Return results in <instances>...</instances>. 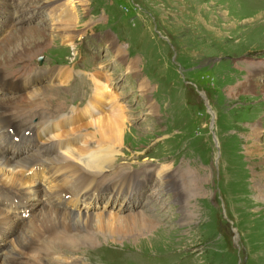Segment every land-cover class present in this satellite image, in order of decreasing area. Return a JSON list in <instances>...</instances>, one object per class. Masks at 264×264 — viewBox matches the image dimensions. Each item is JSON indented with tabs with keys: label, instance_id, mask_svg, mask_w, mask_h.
<instances>
[{
	"label": "rangeland",
	"instance_id": "obj_1",
	"mask_svg": "<svg viewBox=\"0 0 264 264\" xmlns=\"http://www.w3.org/2000/svg\"><path fill=\"white\" fill-rule=\"evenodd\" d=\"M53 1L16 0L14 4L0 0V46L16 34V26L11 28L16 24L14 12L24 11L19 27L40 33L15 35L19 38L6 55L22 42L31 56L27 66L19 61L0 63L8 79L17 77L14 86L21 88L24 77L34 81L40 70L47 77L50 69L60 70L59 85H28L26 94L19 96L18 91L5 88L0 101L13 97L21 103L35 101L32 107L44 115L48 101L49 110L69 116V105L82 107L93 94L97 98L98 90L104 93L107 86L110 95L112 82L116 91L108 98L121 104L118 109L110 112L111 102L106 112L86 124L77 121L71 126L64 121L60 127L68 125L67 137L72 138L70 143L78 140L79 146L74 147L78 150L89 153L97 151L94 143H108L115 153L114 167L106 169L103 164L105 179L123 171L125 178L119 180L134 181L146 196L120 207L123 191L115 188L120 191L117 195L112 188L115 202L107 206V202H91L94 217L141 216L131 214L143 211L154 178L163 174L173 179L160 197L164 206L154 213L157 223L152 232L153 226L126 223V219L121 230L112 234L111 229L100 230L94 224L70 223L62 227L73 235L72 239L62 237L70 243L59 239L58 232L64 233L60 229L47 235L39 249L27 250V257L32 260L42 247H49L54 252L43 264H76L75 260L80 264H264V201L254 191L264 173V0H60L47 10H25ZM67 24L70 33L61 36ZM3 54L0 51V60ZM39 58L41 66H37ZM130 63L134 71L124 66ZM69 70L75 71L72 78L65 72ZM41 80L47 84L44 77ZM245 81L253 84L246 93L238 88ZM23 86L25 92L28 87ZM107 117L120 128L122 143L101 142L95 135L99 129L95 122ZM252 127L261 131L259 140L250 139ZM50 138L39 140L38 145ZM250 146L256 155L250 153ZM39 167L23 178L34 183L40 170L45 176ZM19 169L14 172L19 174ZM98 178L103 179L102 173ZM168 196L170 202H166ZM26 201L7 205L9 216L16 223L20 220V225L7 223L1 231L0 264L6 263L3 256L10 250L20 252L18 236L29 237L37 225L41 231L32 220L43 209L32 212L33 206ZM74 208L77 212L80 206ZM57 222L54 219L48 228L64 225Z\"/></svg>",
	"mask_w": 264,
	"mask_h": 264
},
{
	"label": "bare ground",
	"instance_id": "obj_2",
	"mask_svg": "<svg viewBox=\"0 0 264 264\" xmlns=\"http://www.w3.org/2000/svg\"><path fill=\"white\" fill-rule=\"evenodd\" d=\"M9 1H11V0H4V2H9ZM12 1L14 4H17L16 0H12ZM23 1H25V0H23ZM59 1L60 0H55L47 6L38 5V6H35L34 8L30 7L31 6L30 5L25 10H27V12L29 9H35L36 10L38 8H44L45 10H47V8H51L52 6H54ZM6 13L10 14L11 11L8 10V12H6ZM23 14H24L23 10L13 13L12 20L15 21L16 24L13 25L11 28L14 29V27L16 26V28H15L16 30L14 29L16 34L13 35V33H12L10 35L11 37L9 36L8 39H5L3 44L0 46L1 53H5L1 56V60H0L1 64L4 63V65H5V63H7V62L12 63L14 61L15 62L19 61L21 64L24 63L25 66H27L26 59L29 58V56H31V55H29L30 54V48H28L26 45L25 46L22 45V42L20 43L18 48L13 49V50L11 49L10 54L8 56L6 55V51H8V49H10L12 46H14V42L17 41V39L19 38L18 36H15V35H19L20 33L25 34L26 32L27 33L29 32L30 35L40 36L39 35L40 33H38V31H36L37 29L27 31V30H25V28L19 27L18 22H20V20L25 19L23 17ZM62 15H66V13H63ZM252 18L253 17L251 16V19ZM249 21H251V20H249ZM62 28H63V30H62L61 36H66L70 33L68 28H71V25L67 24V25L63 26ZM69 38L70 37H68L67 39H69ZM27 39H28V37H27ZM23 44H24V42H23ZM30 47H32V46L30 45ZM117 52H118V50H117ZM118 53L121 57L122 56L121 53L120 52H118ZM122 62L124 63V60H122ZM124 66H127L128 71H134L135 70V65H132L131 63L129 65L124 64ZM23 69H25V68H23ZM4 72H5L4 68L1 67V65H0V80L8 79V76L5 75ZM16 73L17 72L13 73L12 76ZM12 76H10V77H12ZM68 77H70V76L68 75ZM107 77L105 78L107 81L111 80L110 77H108V78ZM97 84H99V83H97ZM252 85L253 84H250V83L245 81V83H243L242 85L240 84V86L238 88L244 89V92L246 93V91H251ZM25 86H26V88L28 87L27 82L25 83ZM29 88L30 87H28L25 92H24V90L22 92H18L17 95L19 96V95L26 94V92L29 90ZM95 89L97 91L98 87ZM101 89H103V88L101 87ZM231 91H232V89L228 90L229 93H231ZM104 93L98 90L97 98L95 100L99 102L100 98L103 97ZM19 100L16 97H13V98H7L6 101H4V100L0 101V136L6 134L7 129L10 127L11 122L15 121L16 119H24L25 117L29 116L32 113L33 110L28 111V110H26V108H22L21 106H27V105L32 106L36 102L35 101H31V102L27 101V102L21 103ZM95 110H96L95 104H93V106H92V104H90V105H88V109L86 110V113H88L90 115ZM122 110H124V109H122ZM11 111H13V112H11ZM48 112H55V111L52 108ZM59 112L60 111L57 109V113H59ZM36 116H37V119L40 118V116L43 119L45 115L41 111H36ZM50 121H55V120H50ZM95 124L98 125V128H99V129L97 128L98 131L95 135H97L99 137L101 142L114 141L117 144L122 143L121 130L118 127V125L115 124V120H113L111 117L101 119V120L95 122ZM34 126L40 130H44L43 129L44 128L43 122L39 123V124H35ZM257 127H259V125ZM31 129H32V125L25 127V130H31ZM251 129H254V130H252L254 132H253L250 139L251 140H253V139L259 140L260 134H262L261 131H256L255 127H252ZM18 133L20 135V129H19ZM47 133L52 134L53 135L52 138L49 137L50 139L44 141L43 143H39L38 147H45L49 143H53L55 140H59V138H60L59 136H66L67 137L69 135V134H66L67 133L66 131L61 132L60 131V124H57V123L50 126L49 129H47ZM13 136H18V135L15 134ZM92 139L93 138H91V140ZM76 141L78 142V140H76ZM70 142H71L70 140H66L63 143V145H61L60 149L57 151L58 152L57 155H58L59 162H67V167L65 168L66 172H68L69 174H74V175L79 174L81 176V179L79 181V187L82 185H85V183H90V182L93 183L94 180L101 173H102L103 179H98V183L101 185H104V186H108V183H107L108 181L118 182L119 179L125 178L123 176V175H125V174H123L124 172L122 171L123 172L122 173V172L118 171L117 174L115 173L114 178L105 179V176H104L106 173L105 170L106 169H112L114 167L112 165V163H113V154H115V153H113V151L111 149L112 147L108 143H103V144L94 143V147L97 149V151H91V152L87 153L84 149L78 150L74 147L70 148L68 146L71 144ZM257 143H258V141H257ZM252 148H254V146L249 147L250 153L256 155L257 154L256 151ZM20 156L21 157H17V158L12 159L10 156L5 155L2 152V150L0 149V184L4 185V186L13 187L12 190L17 191L21 197H23L24 199H26L29 202V205L33 206L32 212L35 211L36 208L43 209V210H41L42 212L39 214V216L37 218L35 217V219L32 220V221L35 220L33 226H35L36 224H39V228L41 231L39 232V230H37V227H38V225H37L36 231L32 230V235H30L29 237L26 235H23V237L18 236V238H16L17 239L16 243H18L17 245L20 248V252H14V250H10L6 256H3V261L6 262L5 264H43L45 258L47 256L53 254L54 250L49 249V247H46V248L42 247L39 250V256L30 260L27 257L29 255H26L25 252H27V250L33 252L34 251L33 246L39 244V242L34 243L31 238L35 237L36 239L40 240L42 237H46L47 235L49 236L52 233L55 234L57 232V230L64 229L62 227L65 225H69L70 223H73L74 225L75 224L78 225L79 223H81V224L86 223L87 225L88 224H94L100 230H103V228H104V230L106 229V231L109 232L108 229H111V234H112L115 230H121V227L124 224L123 219H126V221H125L126 223L129 221H131V222L137 221V222H142L144 224H147L148 226H153L150 230L152 232V230L155 228L154 227L155 223H157V219H156V216L154 215V213H155V211L161 212L163 209V206H164L163 201L160 200V197L162 194L166 193V188L170 182V179H173L171 176H163V174H158L154 178V181L152 183L153 189L147 195L146 200L143 202V211L139 212V213H132L131 214V215L139 214L141 216H136V217H131V216L127 217L126 216L127 218L118 217V216H114V217L113 216H110V217L107 216L105 218L104 216H102L100 214L99 216L94 217L93 216L94 214L92 213V209L95 206L92 205V208L90 207L91 202H93L94 200H92L88 196V191L84 190V189L83 190L78 189L76 192V198H75L74 205L80 206V208L77 212H70V211H65V210H61V209H55V208H52L50 206L45 205L46 202L44 203V199L47 200L46 198H44L45 197L44 196L45 191L43 189H41V187L39 185L34 186L33 182H30L27 178H23V174L26 172V169L29 170L30 168H32V166L36 165L34 162L36 161L35 157H37V151L32 150V151H30V153H26L25 151L22 152L20 150ZM262 159H263L262 163H264V155L262 156ZM104 163L107 164L106 169H105V166H103ZM17 167L20 168L18 170V173L20 175L14 172ZM41 172L42 171L40 170L38 172V175H40ZM47 173H50V176L54 175V172H52L51 169H48ZM263 177H264V173H262V175H261L260 183L255 185L254 191L258 193L257 194L258 198H260L264 201V181L262 180ZM41 182L43 183V181H41ZM86 186L88 187V185H86ZM115 188H118V187L115 185L113 189L117 190ZM6 189H7L6 187H2L1 192H3V190H6ZM88 190H92V189H88ZM182 190H184L183 192H185L186 188H183ZM120 191L122 192L123 190L120 189ZM120 191L117 190V195L120 194ZM112 192L115 193V191H113V190H112ZM0 195L2 197L3 202H5L7 205L10 203H13V200L11 198L5 196L4 194H0ZM82 197H85V198H82ZM115 197H116V195H115ZM168 197L169 198L166 199V202L171 201V200H169L170 196H168ZM115 199H117V197ZM49 219H51V220L48 221ZM54 219L55 220L58 219L60 222H57V223L64 224V225H62L61 227H58V228L52 227L51 229H49L48 228L50 226L49 224H53L52 222L54 221ZM7 223H11L12 225L15 224L16 228L20 225L19 223L14 222L8 214L2 212L0 209V233L2 230L3 231L5 230ZM79 227H81V226H79ZM66 228L64 229V233L58 232V236H59V239L61 241H68L66 238L63 239L62 238L63 236H66L68 239L73 238L72 234L70 235L67 233L68 230H66ZM80 230H82V229H80ZM67 235H70V236H67ZM139 235L140 234H138V236ZM147 239L152 240V239H150V237ZM24 257H26V258L24 259Z\"/></svg>",
	"mask_w": 264,
	"mask_h": 264
}]
</instances>
